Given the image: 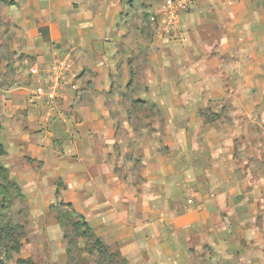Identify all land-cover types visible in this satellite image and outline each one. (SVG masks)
<instances>
[{
	"label": "rangeland",
	"instance_id": "rangeland-1",
	"mask_svg": "<svg viewBox=\"0 0 264 264\" xmlns=\"http://www.w3.org/2000/svg\"><path fill=\"white\" fill-rule=\"evenodd\" d=\"M165 2L121 0L130 38L150 39L158 50L142 55L129 44L137 57L129 61L128 83L122 90L111 85L104 105L111 131L83 132L104 154L102 164L84 166L82 157L59 145L61 139L55 150H42V164L28 154L24 142L38 132L27 128L26 115L3 131L5 119L26 113L33 98L46 95L43 84L32 87L35 66L14 52L35 27L26 10L33 17L40 2L0 0V137L11 149L0 164L19 187L0 189V230L18 226L24 232L18 251L12 250L16 235L2 236L0 264L67 263V242L51 212L62 211L59 202L71 203L129 264H174L165 254L170 246L182 264H209L215 233L209 226H220L210 207L241 208L239 215L224 211V217L232 224L245 220L249 234L264 228V0H192L189 12L178 16L184 33L178 39L172 29L180 23L168 28ZM199 18L206 22L197 26ZM59 82L48 93L55 91L53 105L74 108V101L62 103ZM17 131L24 132L19 144ZM16 144L24 147L19 157L12 155ZM215 185L225 187L221 194ZM83 245L79 240L73 250L77 264H95Z\"/></svg>",
	"mask_w": 264,
	"mask_h": 264
},
{
	"label": "crops",
	"instance_id": "crops-1",
	"mask_svg": "<svg viewBox=\"0 0 264 264\" xmlns=\"http://www.w3.org/2000/svg\"><path fill=\"white\" fill-rule=\"evenodd\" d=\"M39 2L40 8L33 11V17L26 14L27 10L25 12L27 21L31 20L35 23L33 31L31 33L25 31L22 41L25 46L22 50L13 51L23 55L30 65L39 69L38 80L32 77V87H38L37 83L43 84L46 97L40 95L33 98L29 102L33 104V107L28 108L26 105L24 108L26 113L19 112L14 118L5 119V123L2 124L3 131L11 130L13 119L26 115L27 128L30 127L36 133L38 132L27 139L28 143L24 142L27 144L26 152L37 157L41 164L45 159L43 154L41 156L42 150H55V141L61 139L59 145L70 153L79 155L80 159L82 157L81 162L84 166L100 165L104 154L96 151L94 146L86 142L87 138L84 140L83 132L105 134L111 131V124L106 120L108 119L107 109L104 105L106 98L110 95L111 85L119 84L122 90L128 83L129 61L137 57L136 53L129 50V44H134L142 55L147 53L148 56L154 54L152 50H158V45L154 47L150 39L130 38L129 32L122 25L121 12L125 5L121 3V0H39ZM183 17H186L183 21L186 22L189 16ZM205 22V19L199 18L196 24L199 26ZM180 25L181 23L174 28L175 30L172 29L175 39H178L179 34H184L179 31L183 29ZM155 38L153 37L154 42L157 41L154 40ZM137 42H139L138 45ZM199 42L204 46L202 41ZM59 63H63L64 68L59 72L61 88L58 91L61 93L64 91L62 103L74 101V108L67 109V105L60 108L55 105L51 108L45 107L42 103L47 100L48 93L55 86L54 70ZM49 84L50 89L46 91ZM77 102H79L78 105H76ZM74 118L79 119V124L72 125ZM105 123L108 124L105 126ZM23 133V131H17L14 137L15 143L19 144ZM3 140L0 137V143L5 148L6 154H10L11 149ZM23 148V145L12 146V155L19 157L22 155ZM78 178L81 183L87 180L84 169H80ZM217 181L222 182L220 179ZM223 188H225L223 185L213 186V190L218 194L223 192ZM223 207L208 209V214L217 215V218H220V226H209V230L215 232L211 236L214 255L213 259L209 260V264H264V228L256 227L249 234V229L244 228L245 220L234 218L232 224V222L228 223V219L224 217L226 215L224 211L229 212L230 216L233 212L239 215L242 209L225 207V204ZM229 220H231L230 217ZM242 228L244 231H239ZM97 236L101 238L100 235ZM243 239L246 247L243 245ZM174 248L176 246H170V249L165 251L166 255L169 253L172 255L166 258L171 263L182 264L175 259ZM125 259L129 264V260Z\"/></svg>",
	"mask_w": 264,
	"mask_h": 264
},
{
	"label": "trees",
	"instance_id": "trees-1",
	"mask_svg": "<svg viewBox=\"0 0 264 264\" xmlns=\"http://www.w3.org/2000/svg\"><path fill=\"white\" fill-rule=\"evenodd\" d=\"M132 78L133 75L131 73V79ZM5 154V148L0 143V157H3ZM27 161L30 162L31 160L28 159ZM0 181L3 183L0 184L1 193H7L10 186L15 188L16 191H19L18 185L9 180L7 168L3 167L1 164ZM56 196H59L58 191H56ZM4 205L5 204H2V206ZM58 206L62 211L54 212L51 210V212L55 213V219L60 229H62L63 238L67 242V255L69 260L66 264H77V259L73 255V250L78 251L79 248H77V242L79 240L84 242L83 249L87 251L88 254L95 255V264H128V261L122 256L116 247L112 248L108 246L99 236L96 235L94 229L90 226L85 217L76 212L71 203L59 202ZM17 231H19L18 234ZM23 233L24 232L22 231L21 227L9 226L3 231L0 230V239H2V236H4L6 239L12 240L13 236L16 235V238L13 239L12 250L18 251L20 237H22ZM17 264L34 263L31 260H17Z\"/></svg>",
	"mask_w": 264,
	"mask_h": 264
},
{
	"label": "built area",
	"instance_id": "built-area-1",
	"mask_svg": "<svg viewBox=\"0 0 264 264\" xmlns=\"http://www.w3.org/2000/svg\"><path fill=\"white\" fill-rule=\"evenodd\" d=\"M192 6H193L192 0H166L164 8L167 11L166 20H167L168 28L171 25H174L173 27H175L179 22V17H178L179 14L188 13L189 10L192 8ZM63 68H64V64L59 63L57 69L54 70L55 90L57 89V83L61 80V75L59 72ZM32 74L36 75L37 77L39 75V69L37 67H34L32 69ZM54 98H56L55 91L47 96V100H48L47 105L51 108L55 106L53 105L54 101H56Z\"/></svg>",
	"mask_w": 264,
	"mask_h": 264
}]
</instances>
